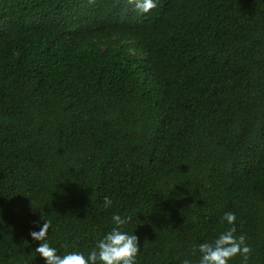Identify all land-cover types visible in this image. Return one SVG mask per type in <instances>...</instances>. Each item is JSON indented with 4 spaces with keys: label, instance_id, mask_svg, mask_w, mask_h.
<instances>
[{
    "label": "trees",
    "instance_id": "trees-1",
    "mask_svg": "<svg viewBox=\"0 0 264 264\" xmlns=\"http://www.w3.org/2000/svg\"><path fill=\"white\" fill-rule=\"evenodd\" d=\"M155 2L0 0V264H46L44 221L87 256L113 214L137 264H198L225 212L264 264V0Z\"/></svg>",
    "mask_w": 264,
    "mask_h": 264
},
{
    "label": "clouds",
    "instance_id": "clouds-1",
    "mask_svg": "<svg viewBox=\"0 0 264 264\" xmlns=\"http://www.w3.org/2000/svg\"><path fill=\"white\" fill-rule=\"evenodd\" d=\"M128 3L140 14L149 13L157 7L155 0H128ZM103 203L105 208H109L113 201L106 196ZM111 220L115 226L95 244L87 256L75 251L63 256L57 255L56 249L47 243L51 223L44 221L39 231L30 233L33 240L40 242L34 252L42 257L46 264H137L140 252L139 237L122 231V227L131 217L113 214ZM236 221L235 213L225 212L220 221L222 225H227L225 230L211 241L193 246V255L199 253L198 264H229L237 256L242 258V264H248L252 249L246 242V235L236 234ZM181 264H192V261L184 259Z\"/></svg>",
    "mask_w": 264,
    "mask_h": 264
}]
</instances>
